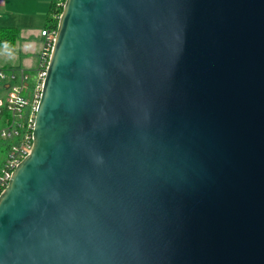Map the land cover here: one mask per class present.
Wrapping results in <instances>:
<instances>
[{
  "label": "water",
  "instance_id": "obj_1",
  "mask_svg": "<svg viewBox=\"0 0 264 264\" xmlns=\"http://www.w3.org/2000/svg\"><path fill=\"white\" fill-rule=\"evenodd\" d=\"M0 264H264V0H66Z\"/></svg>",
  "mask_w": 264,
  "mask_h": 264
},
{
  "label": "built area",
  "instance_id": "obj_2",
  "mask_svg": "<svg viewBox=\"0 0 264 264\" xmlns=\"http://www.w3.org/2000/svg\"><path fill=\"white\" fill-rule=\"evenodd\" d=\"M53 2L59 13H54L52 17L59 21L66 0ZM58 24L41 30L43 47L39 64L33 72L16 67L0 68V139L7 145V156L0 169V196L8 186L15 168L33 148L37 111Z\"/></svg>",
  "mask_w": 264,
  "mask_h": 264
},
{
  "label": "crops",
  "instance_id": "obj_3",
  "mask_svg": "<svg viewBox=\"0 0 264 264\" xmlns=\"http://www.w3.org/2000/svg\"><path fill=\"white\" fill-rule=\"evenodd\" d=\"M53 0H0V27L16 28L11 47L0 45V68L33 72L43 47L41 30L47 27Z\"/></svg>",
  "mask_w": 264,
  "mask_h": 264
},
{
  "label": "trees",
  "instance_id": "obj_4",
  "mask_svg": "<svg viewBox=\"0 0 264 264\" xmlns=\"http://www.w3.org/2000/svg\"><path fill=\"white\" fill-rule=\"evenodd\" d=\"M54 13H59L54 8V2H52V6L50 8V18L49 23H47V26H57L59 21L57 19H54L52 15ZM54 21V23H52ZM18 36V31L16 28H10V27H0V45L11 47L15 44V40Z\"/></svg>",
  "mask_w": 264,
  "mask_h": 264
},
{
  "label": "rangeland",
  "instance_id": "obj_5",
  "mask_svg": "<svg viewBox=\"0 0 264 264\" xmlns=\"http://www.w3.org/2000/svg\"><path fill=\"white\" fill-rule=\"evenodd\" d=\"M33 80H34V77H32V82ZM6 156H7V145L3 140L0 139V169H1V166Z\"/></svg>",
  "mask_w": 264,
  "mask_h": 264
}]
</instances>
